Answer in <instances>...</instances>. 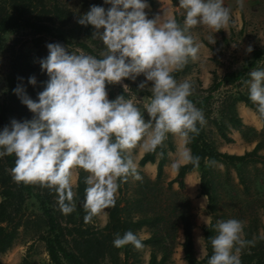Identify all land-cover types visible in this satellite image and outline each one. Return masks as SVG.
<instances>
[{
  "label": "rangeland",
  "instance_id": "obj_1",
  "mask_svg": "<svg viewBox=\"0 0 264 264\" xmlns=\"http://www.w3.org/2000/svg\"><path fill=\"white\" fill-rule=\"evenodd\" d=\"M153 2V6L147 4L145 9L148 19L157 15L164 19L174 18L181 28L185 27L186 10L179 6V0ZM93 5L104 7L105 10L111 7L105 0H0V108L10 106L16 109L20 114L18 121L33 119L34 114L21 102L14 89L18 85L22 86L26 94L38 102V94L44 90L49 80L40 65V61L49 54V43H59L76 54L102 58L106 49L99 38H93L96 30L91 25L78 23V19ZM53 6L62 9L63 13L55 15L52 12ZM223 6L230 10L228 27L218 32L203 25L188 29L186 34L191 35L194 43L200 46L198 56L195 60L189 59L182 71L174 76L178 82H190L192 94L189 99L194 105L206 99L201 108L206 123L203 126L198 123L199 134L195 137L198 148L204 152L203 173L199 169L186 173L181 189L176 183L167 185L176 175L171 165L174 162L183 164L178 160V152L183 147L182 141L169 134L163 145L166 154L160 180H155L154 162L138 167L142 180L129 176L126 182H122L114 206L119 210V223L115 220L110 228L104 229L108 211L113 207L94 217L91 223H83L81 230L87 231L84 236L92 239L93 243L91 253L96 261L92 264H148L151 252L155 254V264H158L156 262L161 257V264H187L181 248L183 236L180 217L188 213H191L193 224L191 237L193 257L196 260L194 264H208V260H205L207 250L202 228L208 226L211 215L207 198L201 192L208 194L214 208L215 227L212 237L217 235V221L227 219H237L244 226L250 225L252 229L256 227L258 235L264 237V117L258 114L256 105L251 101L254 110L245 107L243 102H234L238 96L249 100L245 81L250 80L251 71L264 70V0H223ZM9 17H17L28 25L4 33L2 28L8 23ZM210 36L215 39L214 44L209 42ZM249 48L252 49L251 52L248 51ZM30 77H35V86L29 83ZM145 79L140 74L135 80L124 79L118 84L106 85L109 100L120 95L125 99H132L145 120H148L144 105L152 95L151 82L145 88H139ZM230 105L236 114L235 118L241 123L243 136L230 123ZM238 106L245 107L249 114H245L247 110H237ZM218 129L231 139L230 143L221 138ZM228 144L231 146L224 149V145ZM256 145V154L248 157L245 164L240 166L244 167L247 180L252 181V184L247 183L250 192L246 194L238 181L236 167L213 159L211 152L240 156L250 152ZM144 152L146 151L141 146L132 150L136 164ZM210 160L216 161V164L209 165ZM0 162V167L4 166L9 177L5 187L15 192L9 208V226L15 228V238L10 247L0 253V264H21L23 259L26 264H53L48 258L43 241L45 224L40 203L14 181L3 157ZM77 171L78 169L73 173L74 191ZM201 175L204 180L203 190L199 188ZM45 194H49L48 188H45ZM199 196L206 200L203 210L198 207ZM47 205L62 228V250L77 256L79 251H84L83 243L75 232L69 234L71 225L67 224V217L60 210L58 200L51 199ZM140 219H143L144 224L135 226ZM127 231H132L141 241L153 238L139 250L131 244L115 247L113 240L116 235L123 236ZM260 247L259 243L253 246L254 254L259 253ZM211 251L210 257L213 248ZM57 254V264H72L62 256L61 251H57Z\"/></svg>",
  "mask_w": 264,
  "mask_h": 264
},
{
  "label": "clouds",
  "instance_id": "obj_2",
  "mask_svg": "<svg viewBox=\"0 0 264 264\" xmlns=\"http://www.w3.org/2000/svg\"><path fill=\"white\" fill-rule=\"evenodd\" d=\"M105 2L111 4L109 9L93 5L78 19L79 24L96 30L93 38H99L106 49L102 58L69 52L59 43L47 44L49 54L40 65L49 80L38 94V102L22 86L14 89L33 119H13L0 131V157L16 158L11 169L14 181L54 190L65 215L76 207L74 170L88 174L84 181L85 223L115 206L118 182H126L129 176L143 179L132 157L138 145L154 152L171 134L183 144L179 162L199 168L200 157L192 155L187 144L199 134L197 124L203 126L206 120L189 99L190 82H178L173 73L181 71L189 59H197L200 46L186 34L188 29L203 25L218 32L231 19L223 0H179L186 10L184 28L174 18L157 15L148 19V5L143 0ZM209 42L214 44L215 39L210 36ZM140 74L146 79L139 88L148 82L152 85L151 98L144 105L148 120L132 99L120 95L109 100L106 90L108 84L135 80ZM249 76L245 81L249 100L264 117V70H253ZM29 83L35 86V77ZM208 163L215 165L216 161ZM171 166L178 171L180 164ZM216 232L208 264H241L242 250L254 243L244 238L243 223L220 220ZM129 244L138 250L144 247L132 231L117 234L113 240L117 248Z\"/></svg>",
  "mask_w": 264,
  "mask_h": 264
},
{
  "label": "trees",
  "instance_id": "obj_3",
  "mask_svg": "<svg viewBox=\"0 0 264 264\" xmlns=\"http://www.w3.org/2000/svg\"><path fill=\"white\" fill-rule=\"evenodd\" d=\"M146 4L149 6H153L154 2L153 0H144ZM52 12L59 16L61 13H63V10L58 8L57 6H53ZM8 23L3 26V32H9L10 29H16L21 26L28 25L27 23L23 22L21 19L17 17H9ZM44 30L46 28L43 27ZM182 71V70H181ZM181 71L174 72L173 76H177ZM141 95H147L141 93ZM151 98V96H150ZM240 101L244 103V106L254 110V107L252 106V103L250 100L246 99L243 96H238L237 99L234 100V102ZM206 102V99L201 100V103H196V108L201 110L203 103ZM259 116V115H258ZM20 117V114L16 111V109L11 108L10 106H3L0 108V131L3 130L5 126H10V123L13 119L18 121V118ZM236 114H234V110L232 109V105L229 106V119L232 127L240 132V134L243 136V132L241 130V123L236 118ZM260 120L261 117L259 116ZM22 122V121H21ZM219 126V125H218ZM198 127V124H197ZM220 128V126L218 127ZM218 132L221 136V138L226 142L230 143L231 139L226 137L221 129H218ZM198 135H194L190 144L189 149L191 150L192 155L199 156L200 157V166L199 168H194L191 164H180L179 170L176 171V175L173 179L169 180L167 182V185H171L173 183H176L178 188H183V178L184 175L190 171H193L195 169H199L201 173H203L204 166L202 165V159L204 152H202L201 149L198 148L196 139ZM204 145V144H203ZM206 146V145H204ZM171 149V148H170ZM258 149V145L254 146L253 149L250 152H245L240 156L237 155H227V154H221V153H215L211 152V157L213 159H219L222 161L223 164H232L236 167V170L238 172V181L240 185L243 186V190L246 194H249L250 188L247 183L252 184V181L247 180V177L245 175V170L242 164H245L248 157L255 155L256 151ZM163 152V156L160 155V153ZM165 149L163 147H158L154 152L153 151H146L143 153V155L138 160V167L144 166L146 163L155 164V180H160L162 176V167L165 163ZM155 156H157V161H155ZM0 157V161H1ZM15 156L14 155H6L3 156L4 164L11 169L15 166ZM1 163V162H0ZM85 178H86V172H84L81 169H78L77 171V179H76V187H75V193L76 196L74 197L75 202V211H73L71 214L66 215L67 217V224L71 225L70 230H68L70 233H76L83 243L84 251H79L77 256L66 253L62 250L61 247V241L63 239V233L62 228L60 224L56 221V218L50 211V208L48 207V203L51 199L58 200V195L54 190H50L49 194H45V188L40 187L39 185H31V184H24L19 183L22 187L23 191H25L26 194L36 198L38 202L40 203L41 212L44 218V230H45V236L43 237V241L46 246V252L48 255V258L51 263L57 264L59 261L57 251H61L62 256L68 260L72 264H92L96 261V257L91 253L92 245L91 242L92 239H90L87 236H84V234H87V231L81 230V227L83 226L84 222V215L86 214L83 204H84V198H85V188L87 185L85 184ZM201 182L199 185V188L203 190L204 188V180L203 175H201ZM6 180L9 181V177L7 175V172L5 171L4 166L0 167V253L5 252L10 245L12 244L14 238H15V228H11L9 226L10 223V205L11 200L13 199L15 192L8 187H5ZM119 183V189L122 186V182ZM118 189V190H119ZM36 190V191H34ZM43 194V199H42ZM201 195L206 196L207 202H208V209L210 211V222L207 227L202 228V236H203V242L205 245V248L207 250V254L205 255V260H209L211 251V238H212V231L215 227V215H214V208L211 204V200L206 192H201ZM118 209L117 208H111L108 211V221L106 225L104 226V229H108L111 227L113 222L116 220L117 223H119L118 220ZM181 220V230H182V236H183V242L181 244L182 252H183V259L186 261L187 264H194L195 259L193 257V249H192V237H191V228H192V216L191 213H188L187 215L184 214L180 217ZM144 224L143 219L138 220L135 223V226L139 227ZM263 235H264V228H262ZM153 238V237H152ZM152 238H148L144 241H142L143 244H148L152 241ZM244 238L248 241H254L252 245H249L245 247L241 254H240V260L241 264H264V237H260L258 235L256 227L254 229L251 228L250 225L244 226ZM261 246V250L258 254H254L253 246L255 244H258ZM78 245V243L76 244ZM86 248V249H85ZM252 249L251 251H249ZM90 250V251H89ZM163 262V257L160 258L159 262H156L158 264H161ZM21 264H26V260L23 259ZM148 264H155V254L154 252H151L149 255Z\"/></svg>",
  "mask_w": 264,
  "mask_h": 264
},
{
  "label": "crops",
  "instance_id": "obj_4",
  "mask_svg": "<svg viewBox=\"0 0 264 264\" xmlns=\"http://www.w3.org/2000/svg\"><path fill=\"white\" fill-rule=\"evenodd\" d=\"M244 108H245V107L238 106V107H237V110L240 109L242 112H244V110H247V109H244ZM248 112H249L248 110L245 111V114L248 115V114H249ZM251 121H252V120H251ZM252 122H253V121H252ZM253 123H254V122H253ZM232 139L235 140V138H233V137H232ZM139 146H140V145H138V148H139ZM228 146H231V144L224 145V149H225V148L227 149ZM141 147H142V146H141ZM224 151H225V150H224ZM228 153H229V152H228ZM171 178H172V177H171ZM73 180L75 181V177H74V175H73ZM195 195H196V194H195ZM195 195H194V196H195ZM197 200H198L199 203H200V205H199V206L197 205V206L199 207L200 210H203V208L205 207V203H206V202H205V201H206L205 198H204L203 196H199V198H197Z\"/></svg>",
  "mask_w": 264,
  "mask_h": 264
}]
</instances>
